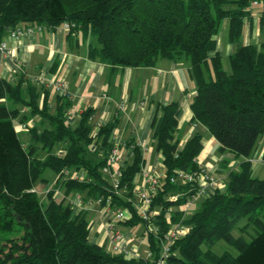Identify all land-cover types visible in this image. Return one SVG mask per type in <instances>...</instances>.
I'll use <instances>...</instances> for the list:
<instances>
[{
    "label": "trees",
    "instance_id": "16d2710c",
    "mask_svg": "<svg viewBox=\"0 0 264 264\" xmlns=\"http://www.w3.org/2000/svg\"><path fill=\"white\" fill-rule=\"evenodd\" d=\"M258 10L264 27V0ZM250 0H0V45L8 32L33 25L48 28L68 21L75 26L68 36L90 34L96 43L88 56L123 67H151L159 59L187 61L197 82L191 103L192 120L208 128L220 144L245 159L238 169L229 170L224 190L217 189L202 199L197 209L183 220L179 208L195 193L196 184L171 181L177 170L198 172V156L203 150L202 134H195L180 149L179 102L161 107L153 122L155 150L163 157L165 177L153 199L159 209L155 234L145 229L152 258L131 257L107 250L91 242L87 212L75 210L64 200H56L59 185L66 192H87V198L105 207H128L133 216L124 223L130 227L147 225L129 198L135 192L134 179L145 165L144 150L130 145V160L121 166L119 195L105 179L114 147L111 139L117 119L95 128L94 109L79 115L76 125L68 118L72 101L57 97L50 110V91L45 84L32 81L24 73L14 80L0 77V264H155L160 240L172 222H182L189 231L171 246L169 264H264V177L253 174V154L264 140V44L239 45L229 56L226 71L222 55L216 52L217 35L229 20L228 37L242 39L244 25L253 19L247 7ZM40 116L39 125L28 121ZM17 123L28 128L30 143L25 144ZM65 144L58 155L55 148ZM44 153V156H41ZM264 159V155H263ZM51 169L58 179L41 199L35 189ZM64 169L85 170L87 178H62ZM179 194L178 199L169 197ZM246 220L242 231L253 234L235 236L233 231ZM224 240L238 254H218L213 247Z\"/></svg>",
    "mask_w": 264,
    "mask_h": 264
},
{
    "label": "crops",
    "instance_id": "0c3cea01",
    "mask_svg": "<svg viewBox=\"0 0 264 264\" xmlns=\"http://www.w3.org/2000/svg\"><path fill=\"white\" fill-rule=\"evenodd\" d=\"M228 27L229 20L226 19L217 35V49L210 53L213 56L219 52L222 55L223 64L225 60L229 61V56L239 45L254 43L261 48L264 44V27L260 26L255 14L252 20L246 21L242 39L239 42L229 40ZM3 42L6 43V48L0 47V77L14 80L24 73L32 81L45 84L50 91L51 112L56 109L57 97L62 95L55 89V83L64 82L69 89V97L73 103L68 112H75L78 120L79 115L87 108L94 109L92 124L95 121L106 122L117 119L111 139L114 137V140L121 142L124 163L131 158L130 145L132 143L145 144L148 150L144 151L146 162L143 169L153 168L157 173L165 174L163 157L159 151L155 150L153 122L157 116L161 115L159 105H166L172 101L179 102L177 138L180 149L195 132H200L203 136V150L198 156V161L223 177H226L232 168L238 169L239 164L245 159L236 157L230 151H220L219 142L208 128L201 123L193 122L191 103L197 91V82L191 65L187 61L163 58L151 67H123L109 64L88 56L89 47L96 43L95 37L90 34L84 35L81 31L68 36V32L60 26L55 28L45 26L43 30H35L31 34H20L17 37H13L11 32H8ZM226 71L229 70L226 69ZM39 118L40 116H36L33 119ZM25 130L27 144H29L28 128ZM258 148L262 149V158L264 140ZM61 149L65 150V144H59L55 152L58 153ZM102 171L105 179L111 182L112 174L106 173L104 169ZM58 176L54 173L48 178L44 174L43 187L35 184V189L40 191V196L41 194L43 196L41 199H46L47 191L55 186ZM142 176V170L135 176V192L136 189L142 187ZM77 195L85 197L87 192H66L65 186L59 185L55 199L64 200L75 210L84 208L90 226L91 242L111 251L112 237L106 227L111 220L110 214L100 203L81 206L75 204ZM201 200L196 201L193 206H198ZM137 226L130 227L124 222L117 223V227L130 237L129 245L137 256L147 258L149 246L147 250L143 244L140 245L143 243L142 239L137 242L132 239L131 233ZM139 248L141 252L137 253L136 249ZM130 256L132 257V254Z\"/></svg>",
    "mask_w": 264,
    "mask_h": 264
},
{
    "label": "built area",
    "instance_id": "2783aa9c",
    "mask_svg": "<svg viewBox=\"0 0 264 264\" xmlns=\"http://www.w3.org/2000/svg\"><path fill=\"white\" fill-rule=\"evenodd\" d=\"M262 0H250V4L247 9L252 11V14H255V9L262 7ZM75 26V23L68 21L63 22L60 25L64 31L69 32L71 28ZM44 25H33L25 28H19L11 32L13 37H17L20 34H31L35 30H43ZM1 48H6V43L2 42L0 45ZM55 89L62 93V95L70 96L69 89L64 82L55 83ZM69 118V117H68ZM104 123L103 121H98L94 126L95 130ZM22 129H27L25 125H21ZM120 141L114 140V147L109 154L108 165L104 168L106 173L112 174L113 179L111 181L112 187L119 195H126L127 189L121 188V166L124 164V155L121 151ZM143 150L148 148L145 144L138 143ZM64 150L61 149L57 153L58 155H63ZM200 170L198 172H191L187 170H177L171 181L179 184H196L197 189L195 193L180 207V211L183 212L182 220L189 214L193 204L200 200L204 199L211 194H213L217 189L224 190L226 186V180L222 182L221 176H218L213 171H211L207 166L199 162ZM62 178H72L77 180H85L87 178L85 170H74V169H64L62 171ZM143 184L142 187L136 189V193L139 196V203L132 201V198H129L135 206L138 215L145 221L147 225L144 228L158 236L159 226L154 222V218L159 214V209H153V199L154 196L160 190L165 174L157 173L155 169L148 168L142 169ZM78 204L81 206L83 200L80 195H77ZM179 194L171 195L169 198L172 200L178 199ZM107 212H109L112 221L109 220L107 223V230L111 233L112 237V251L118 253H128L132 254L133 257H138L137 254L130 247L129 243L131 242L130 237L125 234L121 229L117 227L118 222H124L130 220L133 216L131 210L128 207H113L112 200L109 198L107 205L105 206ZM114 220V221H113ZM167 222L170 224V228L165 233V235L160 240L161 251L159 258L155 261V264H169L168 258L171 251V246L177 241L178 238L185 235L189 231V227L180 222H172L171 214L167 215ZM152 251L148 250L147 258H152Z\"/></svg>",
    "mask_w": 264,
    "mask_h": 264
},
{
    "label": "rangeland",
    "instance_id": "374dc122",
    "mask_svg": "<svg viewBox=\"0 0 264 264\" xmlns=\"http://www.w3.org/2000/svg\"><path fill=\"white\" fill-rule=\"evenodd\" d=\"M258 10L259 8L255 9V16L257 18V21H259V13H258ZM225 68L227 70L230 71V64H229V61L225 60ZM68 117H69V121L73 124V125H76L77 122H78V117H77V114H75V112H69L68 113ZM98 122V121H97ZM97 122L95 121V123H93V125L95 126L97 124ZM40 123V118L39 119H32L28 122V126L29 127H32V126H35V125H39ZM23 124H20V123H17V131L21 134V137L23 139V141L25 142V144L27 145V137L25 136V129H21ZM23 134V135H22ZM112 140H114V137L112 138ZM262 148V147H261ZM261 148H258V150H256V152L253 154V158H252V161H253V174L254 176L256 177H264V159H263V155H262V158H261V151L262 149ZM148 150V149H147ZM41 156H44V153H41ZM127 158V154L125 155V159ZM128 160V159H127ZM233 167V166H232ZM230 167V169L232 168ZM233 169V168H232ZM55 172L51 169H48L46 172H45V176H47L48 178H50ZM217 174V173H215ZM218 176H221L218 174ZM222 179V182H224L227 178L226 177H223L221 176ZM109 179V177H108ZM36 185H40V187L42 186L43 187V182L41 180H38L36 182ZM40 192V191H39ZM82 200H83V204H86V205H94V204H99L100 202L98 200H94V199H90V198H87V196H83V195H80ZM42 194H41V198H42ZM78 197L76 196V201H75V204L77 203L78 204V201H77ZM132 201H134L135 203H139V196L138 194L135 192L133 197H132ZM82 204V205H83ZM197 205H195V207L193 206L189 212V214L187 216H189L190 214H192L196 209H197ZM109 213V212H108ZM111 221H112V218L110 217ZM244 224H246V220H243L240 224H239V227L236 228L233 233L235 236H241V235H244L246 236L247 238H249V235L250 234H253V228L250 227L247 229V231H242L241 230V227L244 226ZM145 232V228H144V225L140 224L137 226V228H135L134 232L131 233L132 235V239L136 240L135 242L139 241V240H143V243H140V245H144L145 249L148 250V242H147V237H146V234L144 233ZM214 251L218 254H222L224 252H228L232 255H236L238 254V251L233 247V246H230L227 242H225L224 240H221L220 242H218L214 247H213ZM134 250V249H133ZM136 252L137 253H140L141 250L140 248L139 249H136ZM128 256H130V254L126 253Z\"/></svg>",
    "mask_w": 264,
    "mask_h": 264
}]
</instances>
